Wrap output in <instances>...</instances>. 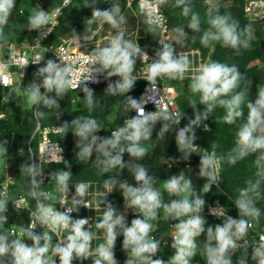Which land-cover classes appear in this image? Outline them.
I'll use <instances>...</instances> for the list:
<instances>
[{
    "label": "clouds",
    "instance_id": "1",
    "mask_svg": "<svg viewBox=\"0 0 264 264\" xmlns=\"http://www.w3.org/2000/svg\"><path fill=\"white\" fill-rule=\"evenodd\" d=\"M206 2V22L209 27L202 32L200 44L210 47L219 43L224 48L232 49L237 56L250 50L254 40L252 23L241 26L240 21L231 13L221 14L217 4L212 3V0ZM96 4L97 0H83V7L92 10L91 18L86 19L88 27L85 31L90 32L93 24H98L100 28L108 25L111 31L106 43L97 45L91 49L90 55L83 58L82 63L87 66L83 79H74L78 75V61L69 63L67 56L57 55L60 62L47 59L44 66L38 67L34 73L36 79L27 87L16 83L11 74L5 72V69L11 67V61L0 60V86L9 90L6 97L8 102L10 98H16L17 93H23V99L32 107L37 127L41 126L38 121L45 115L44 111L39 110V105L48 110L60 108L58 100L64 98L70 90L80 88L84 81L99 83L98 77L101 75L104 80L109 81L104 93L112 97L121 96L122 110L136 113L124 119L123 124L112 130L110 136L96 134L104 130V127L91 115H78L70 125L65 123L58 127L63 134L71 127L72 134L77 138V160L91 162L94 168L99 169L100 174L111 173L104 180L107 191L100 194V204L104 205L103 216L96 222V228L103 231L104 241L93 248L92 241L96 234L90 227L86 229L89 219L74 220L70 215L81 206L92 208L86 199L90 184L78 181L75 184V196L71 200L73 207L60 211L57 204H68L67 182L72 177L71 171L50 173L51 181H55L56 192L59 193L52 195L49 191L39 190L43 179L38 181L36 177H43V167L39 163L25 162L20 165V173L31 185L26 195L35 200L36 204L30 211L29 223L12 231L7 227V205L12 201L17 209L18 201L13 196H0V264H56V257L59 258V264H73L74 260H79L82 264L89 258L91 264H119L115 257L118 236L123 237L122 250L127 257L124 264H192L198 252L204 264H248L249 248L251 260L255 264H264V235L260 236L258 243H250L248 239L254 223L259 222L262 215L256 203L264 199L261 192L264 184V86H258L255 99L250 100V82L239 71L238 65L209 60L194 66L187 52L180 51L177 54L173 43L166 42L163 37L159 39L160 47L155 50V56L150 57L138 43V32L134 38L129 36L126 27L128 19L119 3L111 2V7L105 10L96 7ZM167 5L180 8L181 15L188 20L186 26L181 24L173 29L176 34L175 44L184 48L188 37L185 27L193 33L201 32L202 20L200 14L193 10L192 0H141L140 9L145 16L143 23L146 32L158 34V30L163 27L159 10ZM128 7H131L130 0ZM15 8L16 0H0V49L10 42V34L5 32V27ZM25 28L39 33L34 47L40 46V40L52 32L50 13L38 6V10L28 18ZM75 39L79 44L80 37L77 35ZM88 39L84 37V40ZM42 61L43 54L36 55L31 62H18L19 69L26 68L29 63L39 65ZM138 61L147 64L141 76L134 74ZM20 74L23 77V73ZM112 77L118 79L113 82L110 80ZM139 79L147 81L148 88L137 99L128 94ZM158 79L190 80L188 87L199 99L191 100L189 104L195 109L199 102L204 106L203 111H195L194 119L177 129L183 114L176 110L175 104L169 105L165 100L166 94L172 93L174 89H164L163 95H160ZM82 91L88 110L91 112L93 109H100V102L96 100L93 90L85 85ZM50 93H54V96L49 95ZM150 101L155 104V111H146L145 106ZM218 107L225 110L222 117L225 123L236 125L238 121H242L236 131L234 146L226 155H218L215 144L211 145V150L201 151V147L194 143L197 138L195 128ZM245 107L248 109L246 119ZM158 123L161 127L156 139L164 140L169 132L174 134L177 150L181 154L180 160L188 161L193 153L200 156L197 178L204 181L202 186L197 187L191 175L183 170L171 175L163 184L164 191L172 197L168 202H165L163 193L157 186L159 177L150 174L149 169L140 163L149 152L144 142L153 139ZM204 129L208 131L207 125ZM7 144L8 141L4 140L3 146H0V154L8 155ZM151 147L154 148L155 145ZM61 152L58 145L49 143L47 148H41L39 159L46 156L47 163L64 162L70 168L62 155H59ZM19 153L23 155L24 149H19ZM125 153L129 157L127 161L124 160ZM249 155H255L257 171L254 178L247 179L245 186L238 189L233 202L238 212L237 217L228 215V210L217 202L216 207L211 209V214L221 222L209 225L203 216L207 204L204 197L213 190V186L219 187L222 162L226 160L229 165H236ZM180 160L171 159L172 163H179ZM125 169L131 174L133 183L120 178ZM114 191L122 193L124 208L135 214L130 225L127 213L117 214L119 209L106 200V195ZM161 209L165 221L172 228L170 247L174 249V254L167 260L153 258L162 250L161 240L153 234ZM173 221L177 222L171 223ZM38 226L42 231H35ZM202 234L205 239L198 243L197 238ZM237 253L240 255L237 256Z\"/></svg>",
    "mask_w": 264,
    "mask_h": 264
},
{
    "label": "trees",
    "instance_id": "2",
    "mask_svg": "<svg viewBox=\"0 0 264 264\" xmlns=\"http://www.w3.org/2000/svg\"><path fill=\"white\" fill-rule=\"evenodd\" d=\"M21 0H16V8L14 9L12 16L9 19L8 25L5 27V32L10 34V44H22L31 41L32 31H28L25 28V24L29 17L23 16L22 9L19 6ZM62 0H37V5L46 10H52L61 6ZM247 0H218L217 5L219 6L221 14L231 13L234 18L240 21L241 26L248 24L249 22L253 25L254 40L252 41V47L250 50L244 51L242 55H235L233 50L230 48H224L219 43L214 44L210 47H203L200 44V36L204 30L209 26L207 24L206 0H192L193 10L200 14L202 24L201 32L193 33L190 29L185 27V31L188 33L185 47L181 48L175 44V33L174 27L181 24L187 25V18L181 15L180 8H174L171 5L162 6L161 12L167 18L169 28L173 37V45L177 50L188 51L197 50L200 52L206 62L209 60L220 61L229 65H238L239 71L246 75L249 84V96L248 99L254 100L256 96V90L258 86H264V19L254 22L250 21L244 15V5ZM101 10H105L111 5L103 4L96 6ZM122 9L123 5H121ZM91 8L83 7V0H69V3L61 8L60 15L58 17V23L54 28L53 32L46 41L47 46L56 47L64 39L73 36L90 37L95 30L98 28V24L91 26V31H85L88 27L86 19L91 18ZM125 15L128 19L126 25L129 31H134L137 28L138 32V43L145 48L147 51L155 49L157 43V35H152L146 32V26L142 22V17L138 13L135 6L131 11H125ZM110 27L105 25L103 31L109 30ZM6 45V46H8ZM138 64L136 65L137 68ZM40 66H29L26 73L19 84L22 87H27L30 82L34 79V73ZM114 82V81H113ZM190 80L184 81H168L163 79L162 85L173 86L177 93V106L179 112L182 115V126H185L190 119H194L195 111L202 112L204 106L197 102L195 109L189 104L191 100H198V95L191 93L188 85ZM107 83L100 84L91 88L94 92L95 98L100 102V109H93L91 112L88 110L86 102L84 100V93H74L69 91L68 94L58 100L60 108L46 109L43 105H39V110L44 111L45 115L41 117L38 123L40 127H60L65 123L71 124V121L78 115H91L98 119V121L104 127V130L96 133L97 135L110 136L112 130H116L120 127L124 119L128 116H134L133 112L128 113L122 110L121 107V96H108L104 93ZM145 87V82L138 80L134 86V89L128 94L134 98H139L142 90ZM8 89L0 86V146H3V141L7 140L6 145L8 155L0 154L2 160L8 163L10 170L15 173V182L8 188L7 196H13L15 199L22 196L26 199L31 210L35 208V202L32 198L26 194L28 189L31 187L25 180L24 176L20 173V165L22 163H31L32 157L36 151V137L34 131L37 127V120L34 118L32 113L31 105L23 99V93H17L16 98H10L7 101ZM43 92L44 90L41 89ZM49 95L54 96V93ZM79 99L82 100L79 103ZM225 114L223 108H216L212 114L209 115L208 119L203 121L202 124L195 128L196 140L195 144L199 145L204 149L211 150V145L215 144L218 155H226V153L234 146L236 139V131L239 123L236 125H230L223 121L222 117ZM248 114V109L244 108L245 119ZM207 125L208 131H205L204 126ZM161 124L158 123L153 132V139L151 141L144 142L145 146L149 148V152L145 158L140 161L148 169L150 174H154L159 177L158 187L163 193L165 202H168L172 197H169L167 192L163 189L165 179L173 174L183 170L186 174H190L193 178V182L197 187L202 186L204 181L197 178L199 158L192 154L188 161L180 160L181 154L178 152L174 134L169 132L164 140L156 139V135L159 131ZM52 139L58 142L64 150V161L67 162L69 167H66L64 162L59 164H53L47 166L43 172L48 174V180H51L50 173L54 171H71L72 177L67 182L68 184L81 182H95L104 184V180L110 174H100L99 169L94 168L91 162L84 163L76 159L75 152L78 151L75 148L77 138L72 134L71 127L66 134L59 132L54 135ZM155 145L154 148L151 146ZM24 149V154L20 155L19 149ZM95 157H93L94 159ZM180 160L179 163H172L171 159ZM129 159L128 154L125 153L124 160ZM172 163V164H171ZM171 164V166H169ZM4 168H0V181L4 175ZM257 171V165L255 162V155H249L245 159L238 161L236 165H229L225 160L222 162L219 170V187L213 186V190L205 195L207 202L203 216L207 220L209 225L220 223V220H213L206 216V210L210 206H216L217 202L221 206H224L228 210V215L237 217L238 212L234 206V199L237 196L238 189L245 186V181L249 178H254ZM121 179H127L129 183H133L131 174L127 173V170H123L120 174ZM55 182V181H53ZM262 195H264V184L261 186ZM10 202V201H9ZM110 202L116 206L119 211L127 213L128 223L130 225L131 219L135 218V214L128 209L124 208L123 195L119 191L111 193ZM261 206V218H260V229L254 230L249 233V241L256 240L257 237L262 234L264 235V199L257 201ZM8 207V225L7 227L18 229L21 225H27L29 222V211L23 209H16L15 207ZM118 211V212H119ZM80 218V209L75 211L74 220ZM170 223L164 219L163 210H160L159 221L153 230V234L167 232L169 230ZM40 232V231H37ZM205 239V235L197 238V242L200 243ZM123 237L118 236L115 246V257L121 259L126 257V253L122 250ZM30 244L31 242L28 241ZM248 264L255 263L251 260V248L248 250ZM240 253H237L239 256ZM235 260V257H234ZM73 264H81L79 260H74ZM82 264H91V258L82 262ZM192 264H204V260L201 259L199 252L193 259Z\"/></svg>",
    "mask_w": 264,
    "mask_h": 264
},
{
    "label": "built area",
    "instance_id": "3",
    "mask_svg": "<svg viewBox=\"0 0 264 264\" xmlns=\"http://www.w3.org/2000/svg\"><path fill=\"white\" fill-rule=\"evenodd\" d=\"M102 1L104 2V0H102ZM111 2L112 3H119L120 5H123V8L125 11H131L133 6H135L138 13L142 17V22L144 21L145 16H144V14L141 13V9H140L141 0H130L131 7H128L129 0H107V2H104V4L111 5ZM68 3H69V0L67 3H65V0H62L60 7H57V8L52 9V10H46V9L42 8L44 11L50 13V27L52 29V32L58 23V17L60 15L61 8L64 7L65 5H67ZM243 11H244L245 17H247L250 21L257 22V21H260L261 19H264V0H247L245 5H244ZM159 15L162 17L163 27L158 30V38H157L156 47H155V49H153L151 51H147L145 49L150 57H154L155 56V50L160 47L159 39L161 37H163L166 40V42L173 43V37H172L171 30H170L168 22H167V18L164 16V14L161 12V10H159ZM165 29L167 31H165ZM103 32H105V31H103V28H100V26H98V28L95 30V32L90 37H88L89 38L88 40H84V37L79 36L80 37V43L78 44L77 40L75 39L76 36H73V37H69L67 39H64L56 47H51V46L46 45V41L49 38V36L51 35V33H50L47 37L42 38L40 40V43H41L40 46L34 47V45H36L35 40L37 38H39V33L34 30V31H32V38H31L30 42L22 43V44H10V45L5 46L2 49H0V60L11 61V67L8 69H5V72L10 73L13 80L16 83H19L22 80V78L24 77L26 70L29 66H31V65L32 66H40V67L44 66V62L47 59H54L59 63L60 61L57 58V55L58 56H67L69 63H72L74 61H78L76 63V70H77L78 75H76L74 77V79L81 80L84 78L83 73H86V71H87V66L82 63L83 58L85 56L90 55L91 49H93L97 45L102 46L100 43V39L97 38V36H99ZM107 33H109V32H107ZM136 34H137V28L135 29V35ZM135 35H134V37H135ZM45 49H47V51H45ZM176 52L178 54L180 52V50L176 49ZM184 52L188 53L189 59L193 61L194 66H198L202 62H206V60L203 59L200 52H198L197 50H188V51H184ZM41 54H43V56H44V61H42L41 64L37 65V64L29 63V65L26 68L19 69V63H22L25 60L31 62V60L33 59L34 56L41 55ZM137 63H138V66H137L134 74L137 76H141L144 72V69L147 67V64L144 62H139V61ZM21 72L23 73V77L20 74ZM98 79L100 81L99 83H93L91 81H84L81 84L80 88H78L76 90H70V91L82 93L83 92L82 88L85 85L91 89V88L98 86L100 84H105V83L109 82V81L104 80V77L102 75L99 76ZM116 79H118V77L110 78L111 81H115ZM139 80H142L145 82V87L140 94V96H141V95H144L146 93V89L148 88V82L143 80V79H139ZM162 81H163V79L157 80V83L159 84L158 87L160 88V95H163L164 89H167L169 87L173 88L174 91L172 93H167L165 96V100L169 105L175 104L176 110L179 112V108L177 106V93H176L175 88L173 86H169V85H162L161 84ZM158 98H159V96H157V99ZM145 107H146V111H155V104L151 101L148 102ZM133 114L135 115L136 113L133 111ZM0 118H2V114H0ZM179 127H183L182 123H180V125L177 126V129ZM59 132H60V130L56 127H36V129L34 131L33 135H35V137H36L37 144H36V151H35L34 156L32 157L31 163H39L40 166L43 167V171L47 166L53 165L56 163H50V164L47 163L48 157H46V156L42 160L39 159L40 151H41L42 147L47 148L49 143H55L56 145H58L62 149V152L59 153V155H62V157L64 159V150H63L62 146L58 142H56L52 139V137L54 135L58 134ZM203 149L204 148L201 147V151H203ZM193 154L196 155L200 159V156L198 154H195V153H193ZM15 178H16L15 173H13L10 170V166L5 161V171H4L3 178L0 181V196H7L8 188L14 184ZM36 179L38 181L43 179V183L40 184V187H39L40 191H49L52 195H59V193L56 192L55 182L48 180V174L47 173L43 172V177L37 176ZM86 183L90 184L89 196H87L86 199L92 205V208H85V207L81 206L79 208L80 209V218H88L89 219V226H86V229H88V227H90L91 230L96 234V238L92 241V247L95 248L97 246V244L102 243L104 241L103 231L96 228V222L102 218L103 212H104V205L100 204V200H101L100 194L105 193L107 191V189L104 187V184H99V183H95V182H86ZM75 184L76 183L68 184V193H67L68 204L67 205L57 204L56 207L58 210L64 211L66 207H68V208L73 207L71 200H72V197L75 196ZM110 198H111V192L106 195V200L110 202ZM77 199H80V198L77 197ZM16 200L18 201L17 208L29 211V217H30L31 209H30L26 199L24 197L20 196V197L16 198ZM34 202H35V200H34ZM35 204H36V202H35ZM7 206L15 207V204H14V202L10 201V202H8ZM215 207L216 206L208 207L205 214H206V216L212 218L213 220H218L214 215L211 214V209H213ZM74 213H75V211L70 213V215L72 216L73 219H74ZM123 214H124V212H123ZM176 222L177 221H173L171 223H176ZM10 229L12 231H17V229H15V228H10ZM35 231H42V229L38 226L35 229ZM171 234H172L171 224L169 225V230L167 232L154 234L155 236H157L158 239L161 240L162 250L157 254L156 257H153V258H163L164 260H167L169 258L168 257L169 254H172V255L174 254V249H172L170 247L171 241H172ZM17 235H19L18 232H17ZM260 236H262V234H260L256 240H253L252 242L249 241V242L250 243H258ZM55 243H56V237L54 236L53 237V244H55ZM126 258L127 257L118 259L119 264H124V261L126 260ZM50 259H51V256H50ZM55 260H56V264H59V258L56 257ZM253 264H255V263H253Z\"/></svg>",
    "mask_w": 264,
    "mask_h": 264
},
{
    "label": "rangeland",
    "instance_id": "4",
    "mask_svg": "<svg viewBox=\"0 0 264 264\" xmlns=\"http://www.w3.org/2000/svg\"><path fill=\"white\" fill-rule=\"evenodd\" d=\"M212 3L217 4L218 0H212ZM103 4H104V2L102 0H97L96 6L103 5ZM19 6L22 9L23 16H25V17H30L31 15H33L38 10L37 0H21L20 3H19ZM110 31L111 30L109 29V30L103 32L102 34H100L99 36H97V38L100 39L101 45H103V43H106V38L108 37ZM107 32H109V33H107ZM128 33H129V36L131 38H133L134 35H135V30L134 31H129L128 30ZM74 93H76V92H74ZM81 102H82V100L79 99V103H81ZM2 167L5 170V163L2 160V158L0 157V168H2ZM256 206L261 209L262 205L260 203H256ZM254 226L256 228L260 227V221L259 222H255Z\"/></svg>",
    "mask_w": 264,
    "mask_h": 264
},
{
    "label": "crops",
    "instance_id": "5",
    "mask_svg": "<svg viewBox=\"0 0 264 264\" xmlns=\"http://www.w3.org/2000/svg\"><path fill=\"white\" fill-rule=\"evenodd\" d=\"M253 228H254V230H259V229H260V227L256 228L255 226H254ZM171 255H172V254H169V256H168V257L170 258V257H171Z\"/></svg>",
    "mask_w": 264,
    "mask_h": 264
},
{
    "label": "water",
    "instance_id": "6",
    "mask_svg": "<svg viewBox=\"0 0 264 264\" xmlns=\"http://www.w3.org/2000/svg\"><path fill=\"white\" fill-rule=\"evenodd\" d=\"M117 214H123V212L122 211H119Z\"/></svg>",
    "mask_w": 264,
    "mask_h": 264
}]
</instances>
